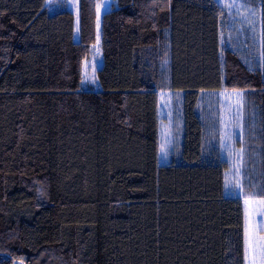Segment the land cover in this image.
Masks as SVG:
<instances>
[{"label":"trees","instance_id":"16d2710c","mask_svg":"<svg viewBox=\"0 0 264 264\" xmlns=\"http://www.w3.org/2000/svg\"><path fill=\"white\" fill-rule=\"evenodd\" d=\"M232 2L115 0L99 65L98 0L77 25L64 0H0V264H245L264 0Z\"/></svg>","mask_w":264,"mask_h":264},{"label":"rangeland","instance_id":"374dc122","mask_svg":"<svg viewBox=\"0 0 264 264\" xmlns=\"http://www.w3.org/2000/svg\"><path fill=\"white\" fill-rule=\"evenodd\" d=\"M63 1V0H58ZM65 6L75 15V25L78 23V0H64ZM115 4V0H98L97 6V22H96V44L93 50L91 60L100 65L102 61L101 51L99 47L100 39V17L101 14L111 8ZM52 10V9H51ZM244 205V260L245 264H264V249L254 251L248 248L249 240L253 241L256 246L264 245L263 235V200L259 198L243 199ZM247 230V231H246ZM247 249V251H246ZM247 257V258H246ZM15 264H21L19 262Z\"/></svg>","mask_w":264,"mask_h":264},{"label":"snow or ice","instance_id":"6c2138e0","mask_svg":"<svg viewBox=\"0 0 264 264\" xmlns=\"http://www.w3.org/2000/svg\"><path fill=\"white\" fill-rule=\"evenodd\" d=\"M227 7H233V6H235V0H233V2L231 3V4H228V5H226ZM255 13H253V15H254ZM84 82H88V78L86 77L85 78V81ZM92 82L94 83L95 81L94 80H92ZM229 183H231V182H229ZM247 231V230H246ZM248 248L249 249H252V250H254V251H260L261 249H264V245H259V246H256L255 245V243L253 242V241H251V240H249V242H248ZM246 251H247V249H246ZM247 258V257H246ZM254 264H255V262H254Z\"/></svg>","mask_w":264,"mask_h":264},{"label":"crops","instance_id":"0c3cea01","mask_svg":"<svg viewBox=\"0 0 264 264\" xmlns=\"http://www.w3.org/2000/svg\"><path fill=\"white\" fill-rule=\"evenodd\" d=\"M161 152V151H160ZM161 154H162V152H161ZM160 158V157H159ZM161 159V158H160ZM244 206V205H243ZM244 222H245V220H244ZM262 231H263V229H262ZM245 232V229H244V231H243V233ZM243 239H244V234H243ZM244 262H245V260H244Z\"/></svg>","mask_w":264,"mask_h":264}]
</instances>
